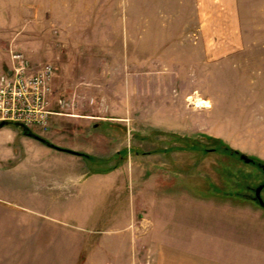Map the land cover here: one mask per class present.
Returning <instances> with one entry per match:
<instances>
[{
	"label": "rangeland",
	"instance_id": "1",
	"mask_svg": "<svg viewBox=\"0 0 264 264\" xmlns=\"http://www.w3.org/2000/svg\"><path fill=\"white\" fill-rule=\"evenodd\" d=\"M261 1L0 0V74L12 53L54 64L53 98L69 106L51 130L33 132L87 155L10 126L0 132V169L26 176L35 203L65 208L64 221L97 237L112 212L134 217L133 181L106 177L130 158L147 161L144 180L173 182L162 188L172 202L185 201L184 190L238 193L264 211L251 198L264 171L241 159L264 163ZM144 206H135L141 228ZM130 249L131 264H153L134 259L147 246Z\"/></svg>",
	"mask_w": 264,
	"mask_h": 264
},
{
	"label": "crops",
	"instance_id": "2",
	"mask_svg": "<svg viewBox=\"0 0 264 264\" xmlns=\"http://www.w3.org/2000/svg\"><path fill=\"white\" fill-rule=\"evenodd\" d=\"M145 165L142 158H130L106 175L126 172L137 193H131L134 217L127 213L115 221L112 212L111 226L100 237L64 221L65 208L40 207L26 176L17 179L12 170L0 169L6 173L0 174V264H131V245L148 247L147 258H140L142 249L134 256L143 263L264 264V221L258 218L264 211L255 203L243 205L238 193L210 195L207 190H184L186 200L172 202L170 190L162 188L173 182L144 180ZM155 166L163 171L162 164ZM170 175L178 179L174 171ZM136 204L145 205L143 228L137 225Z\"/></svg>",
	"mask_w": 264,
	"mask_h": 264
},
{
	"label": "built area",
	"instance_id": "3",
	"mask_svg": "<svg viewBox=\"0 0 264 264\" xmlns=\"http://www.w3.org/2000/svg\"><path fill=\"white\" fill-rule=\"evenodd\" d=\"M52 63L32 66L21 53H12L6 71L0 74V122L13 121L34 131H49L56 116H64L69 103L54 100ZM11 71V74L8 73Z\"/></svg>",
	"mask_w": 264,
	"mask_h": 264
},
{
	"label": "water",
	"instance_id": "4",
	"mask_svg": "<svg viewBox=\"0 0 264 264\" xmlns=\"http://www.w3.org/2000/svg\"><path fill=\"white\" fill-rule=\"evenodd\" d=\"M8 73L11 74V71H8ZM10 126L24 128V130L26 132H29L32 137H34L35 139L43 142L44 144H46L52 148H55V149H58V150H61V151H64V152H67L70 154L78 155V156H85V157L87 156L86 154L75 151V150L59 147V146L51 143L50 141L42 138L41 136L34 134L30 129L26 128L23 124L18 123V122L2 121V122H0V131L5 127H10ZM241 159L244 160L246 163H252V164L255 163L254 159L250 158L249 156H247L245 154H241ZM263 189H264V184L257 188L255 201L264 209V199L261 196V192Z\"/></svg>",
	"mask_w": 264,
	"mask_h": 264
},
{
	"label": "flooded vegetation",
	"instance_id": "5",
	"mask_svg": "<svg viewBox=\"0 0 264 264\" xmlns=\"http://www.w3.org/2000/svg\"><path fill=\"white\" fill-rule=\"evenodd\" d=\"M1 132V131H0ZM33 132V131H32ZM23 133H24V135H25V138H34V137H32L31 135H30V133L29 132H26L25 130L23 131ZM34 133V132H33ZM15 136L13 137V139H14V141H15ZM37 141H39V140H37ZM39 142H41V141H39ZM41 143H43V142H41ZM44 144V143H43ZM46 145V144H45ZM50 147V146H49ZM13 149V148H12ZM235 154H238L239 155V157H240V154L239 153H237V152H234ZM6 160V159H5ZM11 159H7L6 161H10ZM256 167H258L259 169H261L262 171H264V163H262V162H259V161H256L255 160V163H253ZM264 184V181H263V183H261V185H263ZM261 185H259V186H261ZM258 186V187H259ZM258 187H256V188H253L252 189V192H253V194L251 195V198L255 201V198H256V190H257V188ZM263 193H264V189L262 190V192H261V196H262V198L264 199V195H263Z\"/></svg>",
	"mask_w": 264,
	"mask_h": 264
},
{
	"label": "bare ground",
	"instance_id": "6",
	"mask_svg": "<svg viewBox=\"0 0 264 264\" xmlns=\"http://www.w3.org/2000/svg\"><path fill=\"white\" fill-rule=\"evenodd\" d=\"M199 105H205V106H207L208 105V103L206 102V101H198L197 102ZM209 106V105H208Z\"/></svg>",
	"mask_w": 264,
	"mask_h": 264
},
{
	"label": "trees",
	"instance_id": "7",
	"mask_svg": "<svg viewBox=\"0 0 264 264\" xmlns=\"http://www.w3.org/2000/svg\"><path fill=\"white\" fill-rule=\"evenodd\" d=\"M227 149H229V147H228ZM92 159H93V158H92Z\"/></svg>",
	"mask_w": 264,
	"mask_h": 264
}]
</instances>
